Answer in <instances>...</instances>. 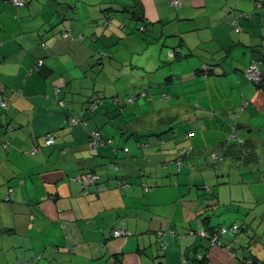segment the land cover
Instances as JSON below:
<instances>
[{
	"label": "crops",
	"instance_id": "crops-1",
	"mask_svg": "<svg viewBox=\"0 0 264 264\" xmlns=\"http://www.w3.org/2000/svg\"><path fill=\"white\" fill-rule=\"evenodd\" d=\"M24 1L0 0V102H10L0 105V264H264V89L246 76L255 60L264 69V0ZM135 5L148 33L176 39L166 81L159 61L129 62L142 47L132 35L146 33ZM128 63L150 78L153 100L118 113L117 98L149 92ZM97 130L129 148L119 170L90 145ZM186 146L181 170L165 164ZM93 171L101 180L84 193ZM233 224L240 233L211 247L214 230Z\"/></svg>",
	"mask_w": 264,
	"mask_h": 264
},
{
	"label": "trees",
	"instance_id": "trees-1",
	"mask_svg": "<svg viewBox=\"0 0 264 264\" xmlns=\"http://www.w3.org/2000/svg\"><path fill=\"white\" fill-rule=\"evenodd\" d=\"M25 2V1H24ZM173 2V1H172ZM182 2V0H181ZM263 3V2H261ZM182 4V3H181ZM180 4V5H181ZM180 5L178 6H175V7H179ZM262 5V4H261ZM25 6V5H24ZM23 6V7H24ZM22 8V7H21ZM132 14H133V17L135 19V21H137L139 24V26L137 25L135 28L138 29V30H143L144 32L148 33L149 32V27L151 26L150 24L151 23H148L146 20H145V17H144V14H143V10H142V7L140 6H137L135 5L134 7H132ZM249 17V15H248ZM143 23V24H142ZM232 24L235 26L236 28V31L239 33L242 28L239 27V23H238V20H234L232 22ZM254 62H257L260 64V62L257 60L253 61L252 64ZM251 64V65H252ZM250 65V66H251ZM249 66V67H250ZM42 68V67H41ZM40 69V68H39ZM249 69V68H248ZM247 69V71H248ZM264 72V69L262 70ZM205 71L204 70H201V71H197V74H201V73H204ZM211 73V71H209ZM207 73V71H206ZM246 76H247V72H246ZM249 79V78H248ZM250 80V79H249ZM251 81V80H250ZM252 83H255L253 81H251ZM256 84V83H255ZM259 88L261 89H264V78H263V81L260 83V84H256ZM142 95L144 96H148L150 100H153V94L151 92V90H149V92H146L144 93L143 90H139L138 92H136V94L134 95H130V96H127L126 98H117L115 101L112 102V105H114L116 107L115 109V112H118V113H124V111L127 110L128 106L133 103L134 101L138 100ZM103 99H104V95L100 98L98 97L97 98V101L93 102V105H92V109H96L97 106H101L102 103H103ZM5 109V108H4ZM99 133V137L96 139L97 141V145L93 148H96V149H100L102 151H108L109 153H113L114 154V157L112 159V162H109V164H107V168L108 170H114V171H117L119 170V166L117 165V163L115 162V160L117 159V155H119V153L121 152H124V153H128L129 151V148H125V147H120L118 146V144H116V140L114 139V137H109V136H104L102 133H100L98 130L96 131ZM54 137L55 135L53 133H51ZM233 134V133H232ZM230 135V134H229ZM191 135L189 133H186L184 134V137L186 139H188ZM56 139V138H55ZM232 137L229 136L225 141H224V147L226 148V153H233L235 152V146H232L230 143H231V140ZM91 142V141H90ZM56 144V142H55ZM55 144L51 145V146H54ZM158 146V145H157ZM161 146V145H159ZM249 146H251V143H246L244 145L241 146V149L240 150H245L247 149ZM161 148V147H160ZM161 150V149H159ZM192 150L193 148L191 146H186V147H183L181 149L178 150V152L174 155V159L166 162L165 164H174L178 170H181L183 167H184V162H185V159L188 158L190 156V154L192 153ZM250 157H248L246 159V162H248V159ZM216 161H219L220 157L218 155H215V158H214ZM222 159V158H221ZM106 164V163H105ZM101 173H98L96 171H93L91 173H89V175L87 176V182L88 183H85L86 185L84 186L83 185V191L84 193L88 192V186L90 185H96L98 184V182L101 180ZM91 182V183H90ZM128 185V187L130 186V183L127 182V181H123V180H119L118 181V186H120V189H125L127 187H123V185ZM147 187V186H146ZM148 190L147 191H150L151 190V187H147ZM234 227H236V230H234ZM225 228L226 229V232L223 233L222 232V229ZM214 229V228H213ZM242 227L238 224H233V225H230V226H227V225H221L220 227H218L216 230H214V233L208 237L209 238V242H210V245L211 247H215V246H218V247H221L222 246V243H221V239L224 235L226 234H232V235H235L237 236L238 233H240ZM164 233H166L165 231H163ZM202 238H206V235H203L201 236ZM216 239V241L214 242V240ZM194 261L197 263V264H206V261H205V257L203 255H198ZM246 262L247 263H251V264H260V263H256L254 262L253 260L251 259H246ZM184 263L185 264H190L189 261L187 260H184Z\"/></svg>",
	"mask_w": 264,
	"mask_h": 264
},
{
	"label": "rangeland",
	"instance_id": "rangeland-1",
	"mask_svg": "<svg viewBox=\"0 0 264 264\" xmlns=\"http://www.w3.org/2000/svg\"><path fill=\"white\" fill-rule=\"evenodd\" d=\"M138 35L140 37H138V43L137 45H142L139 46L143 51L140 50V48H138V50H135L134 54L129 56V62L132 61L133 65H138V66H142V67H146L147 63L149 65H151L150 67L155 68L158 65V61L161 63L160 64V71H164L166 70L165 76L161 77V79H164V81H166L165 79L171 74V70H170V66L171 64L169 62H174L170 57H169V53L172 49V41L176 40L173 39V37H169L170 35H168V37L164 36L161 37V35L159 34L158 36L152 35L150 33H143L140 31H137L136 33H134V36L132 35V37L135 39V36ZM143 39H142V37ZM145 37H147L148 39H145ZM144 41V42H143ZM131 43L134 44V42L132 41ZM117 64V62H116ZM129 66L127 67L130 71L131 74V68L133 66H131V63H128ZM174 64V63H173ZM132 78L131 80H133V84L134 85H138V88L140 87H144L148 90H150V85H149V81L150 78L146 76V78H143L142 76H145L143 73V70H135L132 68ZM112 73V72H111ZM183 124H185V122H183ZM199 128V125H198Z\"/></svg>",
	"mask_w": 264,
	"mask_h": 264
},
{
	"label": "built area",
	"instance_id": "built-area-1",
	"mask_svg": "<svg viewBox=\"0 0 264 264\" xmlns=\"http://www.w3.org/2000/svg\"><path fill=\"white\" fill-rule=\"evenodd\" d=\"M12 4H14L15 6L17 7H23L25 5V2L24 0H11ZM182 2L181 0H173L172 4L174 6H178L180 5ZM43 61H40L37 65V68H41L43 66ZM247 77L255 82L256 84H260L262 81H263V78H264V72L262 71V69L260 68V64L257 63V62H254L248 69L247 71ZM9 104L10 102L7 100V98H4L1 102H0V105L1 107L7 109L9 107ZM77 121L74 120L73 121V124H76ZM99 137V133L98 132H94L92 133V140L90 142V145L92 147H95L97 145V141L96 139ZM56 142V139L55 137L52 135V134H49L45 137V144L47 146H51L53 144H55ZM33 155H36L38 153V150L37 149H34L32 152H31ZM128 187V185L124 184L123 187ZM146 190H148V188L146 187ZM234 230H236V227H234ZM222 232L225 233L226 232V229L223 228L222 229ZM131 233L127 230H123V229H116L114 232H113V235L114 237H123V236H129ZM216 241V239L214 240V242Z\"/></svg>",
	"mask_w": 264,
	"mask_h": 264
},
{
	"label": "clouds",
	"instance_id": "clouds-1",
	"mask_svg": "<svg viewBox=\"0 0 264 264\" xmlns=\"http://www.w3.org/2000/svg\"><path fill=\"white\" fill-rule=\"evenodd\" d=\"M212 51H214V49H213ZM200 55H201V56H207L208 53H205V52L201 51V52H200ZM205 67H207V65H205ZM222 70H223V69H222L221 67H216V68L214 69L215 73H219V72H221ZM154 182H156V181H154ZM160 183L163 184L164 182H163V181H160ZM261 207L264 208V204H262Z\"/></svg>",
	"mask_w": 264,
	"mask_h": 264
}]
</instances>
